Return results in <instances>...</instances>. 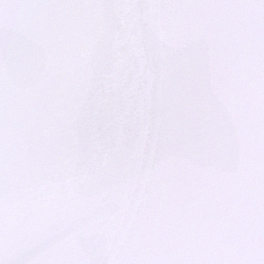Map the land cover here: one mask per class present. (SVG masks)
<instances>
[{"label": "water", "instance_id": "1", "mask_svg": "<svg viewBox=\"0 0 264 264\" xmlns=\"http://www.w3.org/2000/svg\"><path fill=\"white\" fill-rule=\"evenodd\" d=\"M0 264H264V0H0Z\"/></svg>", "mask_w": 264, "mask_h": 264}]
</instances>
